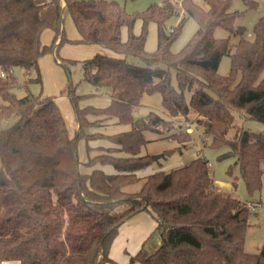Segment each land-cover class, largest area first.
I'll return each instance as SVG.
<instances>
[{"label":"trees","instance_id":"1","mask_svg":"<svg viewBox=\"0 0 264 264\" xmlns=\"http://www.w3.org/2000/svg\"><path fill=\"white\" fill-rule=\"evenodd\" d=\"M202 1L204 5L181 0L183 16L194 19L197 29L178 52H172L169 44L184 17L165 31V21L177 14L170 0L151 5L140 15L128 14L108 0H0V69L5 73L0 76V124L14 120L0 127V264L112 262L108 252L120 225L139 211L148 212L157 223L160 244L152 253L141 246L129 257L130 264H264V241L255 253L243 249L246 202L214 186L205 158L154 171L144 176L139 191H123L137 179L136 172L152 162L148 155H140L146 141L143 132L172 128V117L187 118L191 112L211 135L214 147H229L227 156L236 159L246 191L261 190L264 135L238 129L233 138L225 136L233 126V112L264 124V17L254 23L247 38L245 28L234 25L239 12L229 9L230 0ZM66 14L79 35L75 42L99 45L115 54L96 53L82 61L83 79L96 90L107 88L110 102L79 108L71 97L77 124L72 137L54 99L30 93L16 97L12 75L21 67L34 70L35 81H40V55L47 50L56 53L67 41ZM137 19L143 28L149 22L157 25V47L152 52L144 49V34L131 31ZM121 27L128 31L125 41ZM218 28L239 37L232 53L228 38L214 36ZM46 29L54 33L49 47L40 42ZM224 55L230 60L226 76L217 72ZM126 56L143 65L127 62ZM153 92L160 93L161 107L170 118L150 111L133 120L132 109L143 94ZM88 116L96 118L89 121ZM111 117L130 123L131 129L108 136L83 134L85 127ZM80 138L88 153L94 149L88 145L93 138H104L116 147H98L81 163L76 147ZM80 165L87 171L81 172ZM106 165L112 173L102 170Z\"/></svg>","mask_w":264,"mask_h":264},{"label":"rangeland","instance_id":"2","mask_svg":"<svg viewBox=\"0 0 264 264\" xmlns=\"http://www.w3.org/2000/svg\"><path fill=\"white\" fill-rule=\"evenodd\" d=\"M115 1L125 12L131 15H140L151 5H161L169 0H108ZM173 3L177 14L169 17L164 25L165 31L177 25L179 20L183 18L181 10V0H170ZM204 5L202 0H196ZM255 2V6L249 7L243 0H230L229 9L238 11L239 14L234 20L235 26L245 28V36L250 38L251 30L254 23L264 17V0H249ZM63 29L65 40L58 51L54 53L52 50L43 52L39 57L38 68L40 81H35L36 72L34 70H25L21 67H16L12 71V75L16 80V86L13 88V93L16 97H22L27 93L34 96L53 98L55 104L59 108L69 135L74 134V117L73 103L71 97L75 98L77 107L84 106L105 107L108 105L109 98L107 96L109 90L100 88L96 90L89 82L82 77V61L93 57L96 53H106L110 56H115L112 51L102 50L99 45L83 44L75 42L78 38V33L72 23L69 14H66L63 19ZM197 29V24L191 17H184L183 24L177 36L170 42L169 50L178 52L194 35ZM133 34L143 33L145 36L144 49L152 52L157 47V25L155 22H149L145 28L139 19L136 20L132 28ZM216 38H228L231 44L230 52H233V46L237 43L239 37L230 34L224 29H216L214 31ZM128 37L126 27H121V39L125 41ZM70 40V41H69ZM40 42L43 46H51L54 42V33L51 29L44 30L41 33ZM101 50V52H100ZM126 61L138 66L143 64L136 58L131 56L125 57ZM230 68V60L228 55L222 56L217 72L220 75H228ZM264 75V71L262 73ZM171 83L176 86L174 73H172ZM71 89H70V88ZM72 90V96L69 95ZM189 92L185 93V98L188 100ZM152 111L162 117L170 118L162 112L161 95L159 92L143 94L139 104L132 109L131 115L133 120L146 117ZM233 126L227 131L226 138L234 137L238 129L248 130L254 133L264 135V124L248 117L243 116L238 112H233ZM96 117L88 116V120L92 121ZM174 122L172 128H162L158 130H145L143 132L145 143L141 145L140 155L159 156L158 159L152 161L149 166L136 172L137 179L124 186L125 192H137L141 188L147 172L157 170L168 171L170 169L188 164L195 157L200 156L205 158L210 163L209 172L212 177V183L219 191L230 193L235 198L242 202L256 204V206L248 207V226L245 231L243 249L249 253H255L264 241V207L258 204L259 197L264 195V177L262 178V187L260 191H255L249 194L246 191L242 180L236 159L227 156L229 147L221 145L214 147L211 142V135L205 133L200 125L196 122V115L191 112L187 118L183 116L172 117ZM13 119H8L0 124V127L5 128L13 123ZM75 122V123H74ZM188 124L190 127H185ZM178 125V126H177ZM177 126V127H176ZM131 129L130 123H120L116 118L111 117L107 120L92 124L83 129V134L101 133L103 136L128 131ZM174 134V135H173ZM176 134V135H175ZM187 134V135H186ZM180 136V137H179ZM107 142L104 138H93L89 142ZM78 160L87 159L88 155L92 157L96 154L93 149L89 153L86 151L85 140L80 138L76 144ZM122 155L123 153H119ZM160 244L159 235L156 231L150 235L145 244V249L152 253ZM13 264V263H11Z\"/></svg>","mask_w":264,"mask_h":264},{"label":"crops","instance_id":"3","mask_svg":"<svg viewBox=\"0 0 264 264\" xmlns=\"http://www.w3.org/2000/svg\"><path fill=\"white\" fill-rule=\"evenodd\" d=\"M102 50L104 49L102 48ZM104 54L106 53L104 52ZM108 100L110 102V98ZM162 112L166 114L163 109H162ZM76 128H77V124L75 123L74 124V134H75ZM74 134L70 136L72 137L74 136ZM88 145L94 149L98 147H103V148L104 147L105 148L116 147L115 145L109 143L108 141L107 142H102V141L89 142L88 141ZM86 160L87 159L84 158L83 160H80V162L84 163ZM79 169L81 172L87 171V169L83 167L82 165L79 166ZM102 170L107 173L113 172L112 167L108 165L102 166ZM150 173L152 172H147L144 176ZM156 225L157 223L155 222V220L146 211H139L135 213L134 215H132L130 218H128L126 221H124L120 225L117 235L113 239L111 246L109 248L108 256L112 260V262H108L105 264H130L129 257L134 255L140 249L141 246L145 248V244L147 240L149 239L150 235L153 234V232L155 231ZM11 263L17 264L16 262H6L4 264H11ZM133 264H138V263H133Z\"/></svg>","mask_w":264,"mask_h":264},{"label":"built area","instance_id":"4","mask_svg":"<svg viewBox=\"0 0 264 264\" xmlns=\"http://www.w3.org/2000/svg\"><path fill=\"white\" fill-rule=\"evenodd\" d=\"M0 76H1V77H2V76H3V77L5 76L4 71H2L1 69H0ZM185 127H190V125L186 124ZM209 166H210V163L208 162V167H209ZM259 204H260L261 206L264 207V195H261V198H260V202H259ZM246 206H247V207H252V206H256V205H255V204H252V203H247Z\"/></svg>","mask_w":264,"mask_h":264},{"label":"water","instance_id":"5","mask_svg":"<svg viewBox=\"0 0 264 264\" xmlns=\"http://www.w3.org/2000/svg\"><path fill=\"white\" fill-rule=\"evenodd\" d=\"M158 157H159V156H152V157H151V160H152V161H155L156 159H158Z\"/></svg>","mask_w":264,"mask_h":264}]
</instances>
